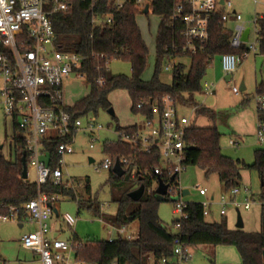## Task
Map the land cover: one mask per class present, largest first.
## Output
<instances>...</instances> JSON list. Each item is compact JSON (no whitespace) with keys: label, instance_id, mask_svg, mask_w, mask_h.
<instances>
[{"label":"trees","instance_id":"1","mask_svg":"<svg viewBox=\"0 0 264 264\" xmlns=\"http://www.w3.org/2000/svg\"><path fill=\"white\" fill-rule=\"evenodd\" d=\"M72 7L66 13L54 18L57 34V45L64 51L76 52L85 60L80 71L91 86V92L74 106L67 109L75 119L84 118L89 113H97L99 108L109 110V92L113 89H126L133 101V110L144 117H152V102L166 95L176 101L187 103L184 95L201 93L203 80L208 69L217 56L228 53H242L230 45L233 31L222 22L223 11L216 14L210 25L209 41L196 54L184 52V26L171 19L173 0H153L152 12L161 17L162 22L156 37L157 66L151 80L142 78L148 64L149 48L143 39L137 23V10L133 1L128 0L122 9H118L117 0H98L95 3L83 0H70ZM113 14L111 24L94 25L93 16L106 18ZM260 26V52L264 53V20ZM180 59L173 68V81L168 85L161 81L159 70L165 59ZM124 59L131 62L132 76L113 75L109 69L111 61ZM186 60V61H184ZM103 84H98V79ZM264 84L259 87V95L264 94ZM141 105V108L139 107ZM197 112H207L201 107ZM213 118L215 114L208 112ZM258 119L264 120V113L258 112ZM17 129V128H16ZM118 131L136 133L137 126L119 128ZM222 134L217 127L193 126L188 133L186 158L184 165H196L207 174H216L225 191L240 188L242 185L241 170L247 168L257 171L264 186V149L255 151V161L246 165L235 161L222 153ZM67 139H54L47 143L51 156V166H57L59 156L58 145ZM16 153L14 158L0 152V216L10 215L17 209L20 220L28 216L25 206L39 193L36 182L22 178L24 155L23 139L14 137ZM104 151L114 159L127 157L129 167L136 169L135 180L145 185L143 198L135 203L128 195L114 199L118 205L116 214L108 215L101 211V206L92 202L86 204L87 209L115 227H123L130 222H139V235L135 239L119 237L116 240L83 243L77 250L78 260L91 264H161L163 259H172L174 240H180L191 248L206 245H230L237 248L242 264H264V205L261 213V229L258 232H246L244 229H231L226 218L220 222H208L203 215L201 203L188 202L185 207L186 219H178V233H170L163 224L159 212V203L155 192L147 191L144 182L148 172L157 180L154 167L160 165L159 153L141 154L133 146L124 141H105ZM128 167H125V171ZM126 173V172H125ZM111 170L110 180L121 182ZM179 185L178 182H176ZM140 185V186H141ZM41 191L49 196L69 194L72 190L65 186L47 183ZM261 202L264 199L261 198ZM79 206V212L82 208Z\"/></svg>","mask_w":264,"mask_h":264},{"label":"built area","instance_id":"2","mask_svg":"<svg viewBox=\"0 0 264 264\" xmlns=\"http://www.w3.org/2000/svg\"><path fill=\"white\" fill-rule=\"evenodd\" d=\"M83 1L95 3L98 0ZM127 1L117 0V8L122 9ZM130 1H133L139 13L148 14L152 11L153 0ZM71 7L70 0H0V105L4 115L13 123L14 136L11 148L15 154L14 137L23 139L28 175L31 167L39 187L38 196L25 206L28 217L36 225V229L25 234L21 243L24 249L40 255L41 264H85L78 260L76 254L83 246L81 241L76 239L66 241L52 237L51 220L55 211L54 205L59 199L58 195L49 196L40 188L49 182L75 191L66 157L75 153L74 145L80 132L89 136L90 147L94 148L95 142L98 141L96 134L103 129L95 117H90L86 121L84 118L75 119L64 103V86L67 80L72 76L85 78L80 71L84 56L64 51L57 45L54 18L58 14L68 12ZM147 7L149 11L145 13ZM233 10L232 1L225 0L221 6L220 0H173L171 19L174 22H181L184 26V52L187 54H196L204 48L209 41L211 21L216 14L223 11L222 22L225 26L233 17L234 27L230 45L233 49L244 51L219 56L224 77H233L244 59L260 51L259 22L264 20V15L253 19L256 25L254 42L251 41V30L248 40L245 41L243 36L249 28L242 15ZM112 22L113 14L106 18L93 16L94 25ZM167 60L169 64L166 70H173L176 59ZM97 83L101 85L104 81L101 78ZM204 90L209 93L215 92L214 87H210L208 83ZM232 91L235 94L241 92L235 85L232 86ZM257 105L258 112L264 113V94L257 97ZM139 107L141 108V105ZM197 108L195 107L193 111H197ZM145 119L146 128L149 130L147 135L139 128L136 133L119 131L117 140L131 144L141 154L159 153L161 164L153 169L157 182L161 180L168 185L167 198L171 194L184 195L180 188L179 175L185 167L187 137L189 130L195 126L193 118L181 111L178 101L166 95L152 102V117ZM258 129L259 139L262 140L264 120L258 119ZM54 139H67L57 147L59 161L55 168L51 166V156L47 150V143ZM229 144L234 146L236 142L230 139ZM117 160L124 170L130 165V159L127 157L114 159L107 154L106 159L96 167V170L111 171ZM245 190L249 192L248 188ZM198 192L206 199L201 203L203 215L209 216L214 197L210 198L206 189L200 188ZM230 192L231 199L222 197L218 203L221 216L227 215L226 208L229 205L239 207L236 197L240 189L234 188ZM75 199L78 206L83 203V199L76 192ZM186 205L187 203L181 200L177 202L175 211L180 214V219L188 217L185 213ZM261 205H264V202H261ZM250 207L249 202L243 205L245 209ZM16 212L17 209L13 208L10 215L0 216V222L20 220ZM64 221L72 227L77 219L67 214ZM117 229L121 237L129 240L136 238L128 232L126 226ZM173 254L172 259H163L161 264L174 263L173 259L177 260L174 264H186L193 258L191 247L183 243L179 237L174 240ZM2 263L5 264V261Z\"/></svg>","mask_w":264,"mask_h":264},{"label":"rangeland","instance_id":"3","mask_svg":"<svg viewBox=\"0 0 264 264\" xmlns=\"http://www.w3.org/2000/svg\"><path fill=\"white\" fill-rule=\"evenodd\" d=\"M236 4L240 13L247 23V28L252 31L251 41L254 42V32L256 25L253 19L264 14V0H230ZM137 23L141 30L143 39L149 48L147 68L142 76L146 81L151 80L155 74L157 66L156 37L162 22L160 16L152 11L148 14L139 13ZM226 27L233 29V24L227 23ZM260 49V45L258 44ZM177 59L176 62H179ZM186 61V60H184ZM168 60L162 61L159 77L165 84H172L173 70H166ZM109 69L113 75L132 76L131 62L124 59L111 61ZM245 83L246 90L235 94L232 86L240 89L241 84ZM206 83L214 87L215 92H206ZM264 84V53L250 54L243 60L237 73L233 77H224L221 69L220 57L217 56L212 66L208 69L203 80V90L201 93L184 95L187 103L178 102L181 111L188 117L193 118L197 127H217L222 134L221 148L222 153L246 165H252L255 161V151L264 149V136L259 139L258 129V105L259 87ZM264 91V89H263ZM91 92V86L86 78H76L72 76L64 86V103L67 106H74ZM108 100L114 110V116L109 110L99 108L97 113H89L84 116L86 121L90 117H95L97 123L103 129L96 134L98 139L94 148L90 147L88 135L79 133L74 145L75 153L66 157L68 172L70 173L76 190L69 194L58 195L59 202L55 204L51 226L54 225V236L62 240L70 241L76 239L82 243H92L96 241L116 240L120 237L117 227L109 224L93 211L87 209L86 204L92 202L101 206V211L108 215L117 212L118 205L114 199L128 195L140 187V181L135 180L136 169L128 167L122 176H116L117 180L111 181V171L100 169L96 170L105 159L107 154L104 151L105 141H117L118 129L137 126L139 130L147 135L149 130L146 128V119L141 113L133 110V101L126 89L117 88L109 92ZM195 107L207 110V112H197ZM208 112H213V118ZM14 136L12 120L4 115L0 105V152L7 157H15L11 148ZM230 139L236 145L229 144ZM3 148L1 149V147ZM90 158L95 163H90ZM147 191L151 193L158 188L156 179L148 172ZM242 185L239 188V195L236 197L237 207L234 204L226 208L227 216L219 214V202L222 197L231 199V192L225 191L216 174H207L196 165L185 166L179 175L181 191L188 190L189 194L169 195L167 200L160 202L158 206L159 216L170 233H178L177 220L181 218L176 213L178 200L185 203L197 202L204 203L205 197L200 196L198 189H206L208 196L214 197V203L210 209V215L205 218L209 222H214L226 218L229 226H235L238 218V209L243 217L247 232H257L260 230L261 196L264 197V186L262 178L257 171L243 168ZM29 181L35 182V172L29 168ZM248 188L249 192H246ZM75 192L83 199L82 208L75 199ZM233 198V197H232ZM234 199V198H233ZM247 202L251 204L250 209L243 208ZM137 203V202H135ZM69 214L77 222L74 226H69L64 217ZM23 227H20V225ZM129 233L134 237L139 235V222L134 220L126 225ZM35 230L34 223L27 216L23 220L0 222V257L5 264H40L31 250L22 247L21 239L25 234ZM193 258L186 264H241L242 257L236 247L230 245H220L216 247L201 245L191 249ZM172 262H177L173 259ZM171 263V264H174ZM91 264V263H85Z\"/></svg>","mask_w":264,"mask_h":264},{"label":"water","instance_id":"4","mask_svg":"<svg viewBox=\"0 0 264 264\" xmlns=\"http://www.w3.org/2000/svg\"><path fill=\"white\" fill-rule=\"evenodd\" d=\"M148 11H149V8L147 7L145 9V13H148ZM249 33H250V29H247L246 32H245V34H244V36H243V39L245 41L248 40ZM240 90L242 92L246 90L245 83H242L241 84ZM109 113L112 116H114V110L113 109H109ZM90 163H94V159L90 158ZM22 164H23L22 178L25 179V180H28L29 175H28V167H27V161H26V154H24L23 157H22ZM113 172L117 176H119V177H122L125 174V170L121 166L119 160L116 161V163L114 165V168H113ZM158 182H159V185H158V188L155 191V198H156V200L158 202H164V201L167 200V197L166 196L168 194V185H166L161 180H158ZM145 192H146L145 185H141L138 189L132 191L129 194V198L132 201H134V202H139L143 198V196L145 195ZM188 194H189V191L188 190H185L184 191V196H186ZM55 212L57 213L56 210H55ZM244 227H245V224H244L243 217L241 215V212L238 211V218H237V222H236L235 228L236 229H244Z\"/></svg>","mask_w":264,"mask_h":264},{"label":"crops","instance_id":"5","mask_svg":"<svg viewBox=\"0 0 264 264\" xmlns=\"http://www.w3.org/2000/svg\"><path fill=\"white\" fill-rule=\"evenodd\" d=\"M224 1L225 0H220V5L221 6H223L224 5ZM226 1H230V0H226ZM233 4H234V10H233V12L234 11H237V8H236V4L233 2ZM238 12V11H237ZM264 15V14H263ZM229 23H231V24H233V27H234V22H233V17L231 18V22H229ZM227 28V27H226ZM244 83V82H243ZM69 107H71V106H69ZM3 148V146L1 147V149ZM262 185H263V182H262ZM261 198H263L264 199V197H263V195L261 196ZM57 204V203H56ZM55 206V205H54ZM261 207H262V205H261ZM261 213H262V210H261ZM227 216V215H226ZM52 219H53V217H52ZM222 220V219H221ZM221 220H217V221H214V222H220ZM206 221H207V219H206ZM51 222H52V220H51ZM209 222V221H208ZM245 224V223H244ZM35 225V224H34ZM229 225V224H228ZM20 227H23V225L21 224L20 225ZM177 227H178V230H179V226L177 225ZM231 229H235V226H229ZM54 225L52 226V232H51V235H52V237H55L54 236ZM245 228V227H244ZM35 229H36V225H35ZM260 229H261V214H260ZM260 231V230H259ZM247 232V231H246ZM258 232V231H257ZM192 249V248H191ZM33 252V251H32ZM33 254H34V256L36 257V258H38V260H39V262H40V264H41V260H40V255L38 254V253H36V252H33ZM242 264V263H241Z\"/></svg>","mask_w":264,"mask_h":264}]
</instances>
